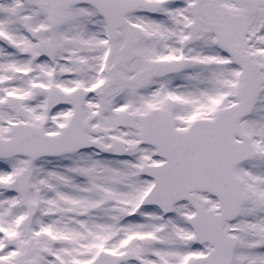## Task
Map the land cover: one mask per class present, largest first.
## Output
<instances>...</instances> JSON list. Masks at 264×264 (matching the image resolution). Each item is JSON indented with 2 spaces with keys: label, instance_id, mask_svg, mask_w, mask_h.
Returning <instances> with one entry per match:
<instances>
[{
  "label": "snow or ice",
  "instance_id": "obj_1",
  "mask_svg": "<svg viewBox=\"0 0 264 264\" xmlns=\"http://www.w3.org/2000/svg\"><path fill=\"white\" fill-rule=\"evenodd\" d=\"M0 264H264V0H0Z\"/></svg>",
  "mask_w": 264,
  "mask_h": 264
}]
</instances>
